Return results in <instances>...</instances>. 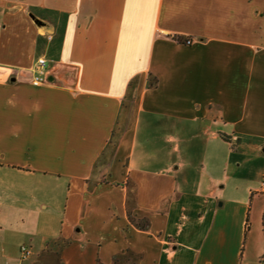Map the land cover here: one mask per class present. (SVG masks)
<instances>
[{"label":"crops","instance_id":"1","mask_svg":"<svg viewBox=\"0 0 264 264\" xmlns=\"http://www.w3.org/2000/svg\"><path fill=\"white\" fill-rule=\"evenodd\" d=\"M0 264H264V0H0Z\"/></svg>","mask_w":264,"mask_h":264},{"label":"built area","instance_id":"2","mask_svg":"<svg viewBox=\"0 0 264 264\" xmlns=\"http://www.w3.org/2000/svg\"><path fill=\"white\" fill-rule=\"evenodd\" d=\"M188 45L191 44V41L187 42ZM46 69H47V60L45 58H39L34 66V80L33 84L34 85H40L45 83V74H46ZM31 254V250L28 246H22L21 247V257L23 259H26L29 257Z\"/></svg>","mask_w":264,"mask_h":264},{"label":"rangeland","instance_id":"3","mask_svg":"<svg viewBox=\"0 0 264 264\" xmlns=\"http://www.w3.org/2000/svg\"><path fill=\"white\" fill-rule=\"evenodd\" d=\"M56 52H53V54H55ZM131 89H133V86L131 87ZM131 93V92H130ZM125 127H126V125H124V127L121 129V135H123V133H124V129H125Z\"/></svg>","mask_w":264,"mask_h":264},{"label":"trees","instance_id":"4","mask_svg":"<svg viewBox=\"0 0 264 264\" xmlns=\"http://www.w3.org/2000/svg\"><path fill=\"white\" fill-rule=\"evenodd\" d=\"M134 84H135V81H133V83L131 84V87L134 86ZM129 94H130V92H129ZM223 138L226 139V137H223Z\"/></svg>","mask_w":264,"mask_h":264}]
</instances>
